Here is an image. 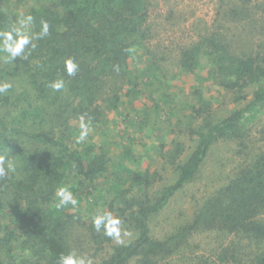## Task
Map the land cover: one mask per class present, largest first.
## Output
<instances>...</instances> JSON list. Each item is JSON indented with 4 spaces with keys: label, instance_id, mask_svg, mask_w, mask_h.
<instances>
[{
    "label": "trees",
    "instance_id": "trees-1",
    "mask_svg": "<svg viewBox=\"0 0 264 264\" xmlns=\"http://www.w3.org/2000/svg\"><path fill=\"white\" fill-rule=\"evenodd\" d=\"M241 1L222 5L225 22L242 24L247 37H264V9L256 12L249 6L252 0ZM151 4L41 1L26 12L33 17L29 33H39L41 21H46L48 35L33 39L22 57L12 61L5 62L6 53L0 51V83L12 85L0 95V155L15 165L14 172L0 179V264H58L61 255L72 251L90 264H264V147H249L256 140L245 124L264 107V40L236 51L226 28L214 25L222 30H205L177 48L172 60L178 73L194 72L204 64L205 79L219 87L218 99L229 106L226 114H217L211 101L194 90L196 103L190 102V115L184 116L188 122L173 124L175 129L167 133L185 131L191 150L182 159L186 148L180 139L172 137L165 149L167 134L159 138L158 156L176 174L157 190L151 188L163 177L157 169L141 167L133 141L123 143L116 157L105 140L76 142L81 116L97 129L111 112L127 108L134 112L128 126L149 134L151 109L168 105L165 90L158 96L150 90V103L143 101L145 86L169 80L164 68L169 57L149 44ZM16 22L0 8V32L11 31ZM68 58L78 64L74 76L65 70ZM136 58L145 63L136 67ZM58 79L65 87L54 91L49 84ZM144 80H149L147 85ZM218 140L236 141V153L251 160L198 203L188 220L162 238L154 237L152 217L196 178ZM60 187L69 188L75 205L57 207ZM105 213L118 217L121 227L132 232L131 239L114 243L103 224L97 231L94 218ZM206 231L244 238L257 250L243 253L240 242L218 247L212 255L193 250L190 238Z\"/></svg>",
    "mask_w": 264,
    "mask_h": 264
},
{
    "label": "rangeland",
    "instance_id": "rangeland-1",
    "mask_svg": "<svg viewBox=\"0 0 264 264\" xmlns=\"http://www.w3.org/2000/svg\"><path fill=\"white\" fill-rule=\"evenodd\" d=\"M41 1L48 0H23L22 3H17L16 0H0V8L16 19V27H18V21L26 17L30 6ZM231 1H235L238 5L242 3L241 0H152L149 21L153 24L150 34L153 37L149 44L157 47L159 52L169 57L164 63V68L168 69L169 80H163L161 85L155 82L154 85L145 86L143 101H146L147 104L150 103L148 91L157 90L154 95L158 96L160 91L165 90L169 95L166 100L170 106H162L160 111L149 108L152 110V120L146 128L149 134L144 130L137 131L136 127L128 126L127 121L131 119L130 116L134 115V112L127 108H124L125 111L123 109L120 113L111 112L107 122L101 127L97 129L89 127L87 140H92L97 144H101L105 140V145L112 149V157H116L123 143L133 141L134 149L142 160L141 167L144 169L149 166L152 171L157 169L163 177L162 181L153 186L151 190H157L175 178L176 172L173 167L168 164L164 165L163 159L158 156L159 138L165 137L169 129H175L173 124L175 126L185 125L188 122L189 117L184 118V116L190 115L188 114L190 102L196 103L193 96L194 90L199 89L203 96L211 101L217 114H226V109L229 106L227 101L225 103V100L218 99L219 87L212 80L205 79L207 71L204 64L201 63L194 72L178 73L172 60L177 48L182 44L195 41L197 36L205 30H222L214 28V25H222L226 28L225 32L228 37L234 38L233 49L236 51L243 47L255 46L264 40V37L254 34L249 37L243 35L242 24L240 27L237 23L227 24L225 22L222 16V5L226 8V4ZM249 6H254L253 9L260 13L264 9V0H252ZM235 34L237 35L235 36ZM138 60V58L133 59L132 64L141 67L145 62ZM148 81L144 80V84L147 85ZM20 84L22 83H15L18 88L22 87ZM127 111H129V115H126ZM169 116L172 123L167 125L166 119ZM245 124L249 129L246 130L247 134L250 132L249 136L256 140L248 144L249 147L261 150L264 147V107L255 110ZM172 137H177L185 144L186 151L182 159L185 158L192 147L191 137L185 131L167 134L165 149L169 148ZM238 148V143L231 140H218L211 146L196 178L173 195L167 205L152 217L150 228L154 237L162 238L179 224L188 220L198 203L215 188L224 184L241 163L249 161V156H243L245 153L243 155L236 153ZM131 237L132 232L121 227L122 241L125 242ZM230 242H240L243 253H254L257 250L254 244L248 243L244 238L238 239V237L216 231L197 233L190 238L192 249L206 255H212L214 249ZM114 243H117L115 239Z\"/></svg>",
    "mask_w": 264,
    "mask_h": 264
},
{
    "label": "clouds",
    "instance_id": "clouds-1",
    "mask_svg": "<svg viewBox=\"0 0 264 264\" xmlns=\"http://www.w3.org/2000/svg\"><path fill=\"white\" fill-rule=\"evenodd\" d=\"M32 21L33 17L28 15L18 21V27L13 28L11 31L0 32V51L6 53L5 62L22 57L25 46L30 45L33 39H41L48 35L49 26L46 21H41L42 28L39 33L29 35V26L32 24ZM32 47H35V45H32ZM65 70L68 76H74L78 71V64L72 58H68L65 61ZM11 87L12 85L10 83H0V95L6 93ZM49 87L54 91H60L64 89L65 82L62 79H58L51 82ZM79 128V135L76 137L77 143L85 141L89 135V122L83 116L80 117ZM14 171L15 165L11 159L6 158L5 155H0V179L7 177L9 173ZM56 196L59 199L57 207L76 204V200L68 187L58 188ZM102 224L107 236L115 239L117 243H123L121 239L122 221L118 217H113L111 213L96 216L94 218V226L97 231L100 230ZM125 234L127 235V233ZM58 264H90V261L86 257L77 256L72 251L67 255H61Z\"/></svg>",
    "mask_w": 264,
    "mask_h": 264
}]
</instances>
